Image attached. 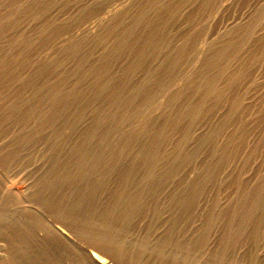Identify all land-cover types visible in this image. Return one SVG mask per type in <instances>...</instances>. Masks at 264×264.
<instances>
[{
    "label": "rangeland",
    "instance_id": "obj_1",
    "mask_svg": "<svg viewBox=\"0 0 264 264\" xmlns=\"http://www.w3.org/2000/svg\"><path fill=\"white\" fill-rule=\"evenodd\" d=\"M91 252L264 264V0H0V264Z\"/></svg>",
    "mask_w": 264,
    "mask_h": 264
},
{
    "label": "bare ground",
    "instance_id": "obj_2",
    "mask_svg": "<svg viewBox=\"0 0 264 264\" xmlns=\"http://www.w3.org/2000/svg\"><path fill=\"white\" fill-rule=\"evenodd\" d=\"M130 99V98H129ZM131 100V99H130ZM133 107V106H132ZM58 232L59 233H61V234H63V233H66L63 229H58ZM92 253V252H91ZM92 255V257H93V259L96 261V263H98V264H118V263H116V262H113V263H111V262H108L106 259H104V258H102L101 256H100V254H97V253H92L91 254Z\"/></svg>",
    "mask_w": 264,
    "mask_h": 264
}]
</instances>
